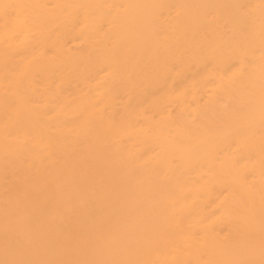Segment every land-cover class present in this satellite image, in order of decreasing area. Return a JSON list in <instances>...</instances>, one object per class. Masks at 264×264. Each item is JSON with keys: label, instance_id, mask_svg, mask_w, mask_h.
<instances>
[{"label": "bare ground", "instance_id": "obj_1", "mask_svg": "<svg viewBox=\"0 0 264 264\" xmlns=\"http://www.w3.org/2000/svg\"><path fill=\"white\" fill-rule=\"evenodd\" d=\"M11 248L264 264V0H0V264Z\"/></svg>", "mask_w": 264, "mask_h": 264}, {"label": "rangeland", "instance_id": "obj_2", "mask_svg": "<svg viewBox=\"0 0 264 264\" xmlns=\"http://www.w3.org/2000/svg\"><path fill=\"white\" fill-rule=\"evenodd\" d=\"M31 195V196H30ZM28 196H29V198L31 199V200H33L34 199V193H32V191L31 192H29L28 193ZM39 211V210H38ZM37 211V212H38ZM36 212V213H37ZM28 214H30V215H28V214H26L25 213V215H28V219H29V221L27 222V221H22L19 225H17L16 227H14V229L12 230L13 232L15 231V232H17V231H20V229L22 230V227H24V228H27V227H32V226H34V224L38 221V220H40V219H42V218H44L45 216H46V212H43V213H45L44 215H43V213L41 214L40 213V211L38 212V214H35V216H34V213L35 212H32L31 213V211L30 212H27ZM32 214V215H31ZM41 214V215H40ZM37 215V216H36ZM29 216H31V217H29ZM34 216V217H33ZM25 226H27V227H25ZM23 228V229H24ZM25 230V229H24ZM6 240V238L4 237V240L3 241H5ZM12 244H15V242L14 243H12ZM12 248H16V247H13L12 246ZM12 248L10 249L12 252V256L16 259V261H19V259H20V256L22 257L23 256V254H24V252L23 251H21V249H19L20 251H21V255L19 254L20 252L18 251V250H12ZM9 250V251H10ZM9 251H7V252H9ZM15 252V253H14ZM19 252V253H18ZM23 253V254H22ZM18 258V260H17V258ZM24 257V258H23ZM21 259V261H20V263L19 264H30L29 263V259H26L25 258V256H23ZM24 259H26V261H27V263H26V261L25 262H23V260ZM15 261V262H16ZM42 262V261H41ZM17 263V262H16ZM15 263V264H16Z\"/></svg>", "mask_w": 264, "mask_h": 264}]
</instances>
